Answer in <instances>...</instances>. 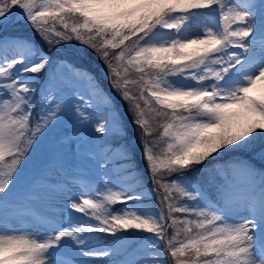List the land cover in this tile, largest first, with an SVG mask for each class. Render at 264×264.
Masks as SVG:
<instances>
[{
	"label": "snow or ice",
	"instance_id": "snow-or-ice-1",
	"mask_svg": "<svg viewBox=\"0 0 264 264\" xmlns=\"http://www.w3.org/2000/svg\"><path fill=\"white\" fill-rule=\"evenodd\" d=\"M72 41L128 102L142 166L110 142L126 129ZM69 114L96 134L90 148L60 131ZM49 134L83 150L90 175L53 164L18 198ZM42 197L59 203L37 213ZM98 260L264 264V0H0V264Z\"/></svg>",
	"mask_w": 264,
	"mask_h": 264
},
{
	"label": "rangeland",
	"instance_id": "rangeland-1",
	"mask_svg": "<svg viewBox=\"0 0 264 264\" xmlns=\"http://www.w3.org/2000/svg\"><path fill=\"white\" fill-rule=\"evenodd\" d=\"M71 45L73 49L79 53L78 58L75 60L77 66H84L86 69L91 70L93 76L98 80V70L102 71L104 74L105 81H101L100 87L104 89V92L107 93L115 101L116 108L119 112L120 118L123 122L124 128L126 129V135H124L123 140L110 141V142H119L127 143L131 149V154L136 163L143 164L141 160L142 147H141V133L137 129L136 125L132 122V113L128 111V102L122 100L117 92L111 87L110 81L107 77V69L105 64L99 59V57L87 46L80 45L78 42L72 41ZM44 48H47V45H43ZM64 45H61L63 48ZM133 77L135 74L133 73ZM101 80V79H100ZM107 85L109 91H107ZM135 92L136 90L133 89ZM37 107L33 111V118L36 117V114L40 111L39 108V97L36 99ZM154 137L158 136L161 129L158 128L157 122L153 121ZM59 129L61 132L73 134L78 139L76 144H83L84 149L90 148L92 144L96 143L93 140V136L96 135L90 127L87 125H80L71 115H66L60 122ZM123 135V133H121ZM163 142L158 145V149L162 148ZM75 147V144L72 146ZM209 163V162H208ZM232 159L228 157L220 158L209 163V171H212L213 168L224 169L231 165ZM253 163L260 167L259 161H253ZM55 164L57 167L61 164H67L69 171H76L77 169L82 170L85 174H89V165L87 158L84 155L83 150L81 152L73 154V152L58 143V140L53 137L51 134L44 137L40 141V147L31 153V157L27 165L24 166V171L22 173L23 179L19 181L17 186V196L18 198H24L27 193L24 190V186L32 183H40L44 176L49 173L51 166ZM200 170V169H199ZM211 173V172H210ZM218 179V178H217ZM54 203H59V201H53L51 197H42L39 200L33 202V208L37 213H42L48 209ZM115 207H120L116 205ZM24 227L25 225H18ZM101 236L105 242H108L110 238L107 234H98ZM106 261L98 260L97 264H106Z\"/></svg>",
	"mask_w": 264,
	"mask_h": 264
},
{
	"label": "trees",
	"instance_id": "trees-1",
	"mask_svg": "<svg viewBox=\"0 0 264 264\" xmlns=\"http://www.w3.org/2000/svg\"><path fill=\"white\" fill-rule=\"evenodd\" d=\"M76 42V41H75ZM77 67H79L81 70H84V71H86L87 73H90L92 76H93V73L94 72H92L91 70H89V69H86V67H84V66H77ZM96 70H98V76H99V79H98V81H99V85H101V81H105V79H104V74H103V72L102 71H99V68H96ZM95 74V73H94ZM101 79V80H100ZM110 89H109V87H108V85H107V91H109ZM210 165H209V163H208V161H206L205 162V164H204V166L203 167H200V166H197L200 170L198 171V172H195V173H193V175L196 177V178H198V179H202L206 174H208V173H210L211 171H209V169H208V167H209ZM258 167V166H257ZM259 168V167H258ZM107 264V263H106Z\"/></svg>",
	"mask_w": 264,
	"mask_h": 264
}]
</instances>
